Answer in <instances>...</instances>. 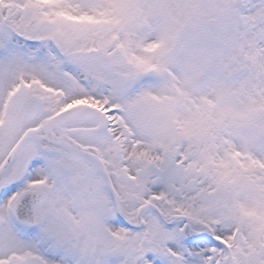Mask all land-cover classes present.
<instances>
[{
  "label": "snow or ice",
  "instance_id": "6c2138e0",
  "mask_svg": "<svg viewBox=\"0 0 264 264\" xmlns=\"http://www.w3.org/2000/svg\"><path fill=\"white\" fill-rule=\"evenodd\" d=\"M0 264H264V0H0Z\"/></svg>",
  "mask_w": 264,
  "mask_h": 264
}]
</instances>
